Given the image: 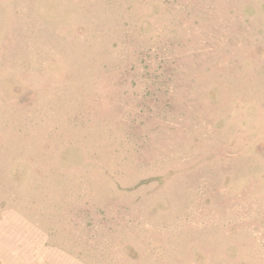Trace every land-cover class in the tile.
<instances>
[{"label":"rangeland","instance_id":"rangeland-1","mask_svg":"<svg viewBox=\"0 0 264 264\" xmlns=\"http://www.w3.org/2000/svg\"><path fill=\"white\" fill-rule=\"evenodd\" d=\"M0 264H264V0H0Z\"/></svg>","mask_w":264,"mask_h":264}]
</instances>
